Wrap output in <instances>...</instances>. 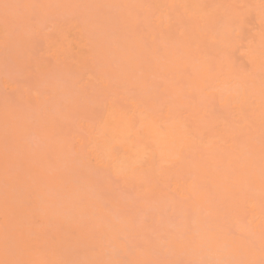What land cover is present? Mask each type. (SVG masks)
<instances>
[{
  "label": "bare ground",
  "instance_id": "obj_1",
  "mask_svg": "<svg viewBox=\"0 0 264 264\" xmlns=\"http://www.w3.org/2000/svg\"><path fill=\"white\" fill-rule=\"evenodd\" d=\"M69 1L72 10H76L75 0L72 1L74 3L71 0ZM85 1L87 2V0ZM154 1L155 7H165L170 16L175 17L181 25L178 35L182 41L186 42L183 49L180 48L184 52V56L181 58L169 56L167 51H162L159 54L161 59L156 58L159 50L155 49V46H152L151 49L147 48L143 39L135 32L134 23L130 24L131 29H129V32L131 44L137 48V63L129 59L127 65H125L127 67L117 68L118 70L115 68L111 70L110 61L107 59L109 58V52L114 51L115 53V48L108 47L107 44L104 46L106 41L103 40L101 46H99L78 24H71L74 25L73 27L69 26L71 29L67 27L66 30L62 29L61 32L59 31L61 29H59L57 31L59 35L56 34L55 38L52 37L49 40L48 49L51 56L54 54V61H61L63 64L62 60L65 61L66 59L68 67L70 63L73 68L77 66L74 70L93 68L91 63L95 61L105 62L108 65L107 67L110 68V70L107 69L110 75L105 70H99L102 73H99V77L105 78V80H101L104 87L101 86L100 90L102 91V88L106 90L105 93L101 92L102 95L110 93V89L106 88V83L114 84L116 80L122 88V98H119V100H122H118L115 104L109 103L111 105H109L107 111L104 112V110L103 115H101L102 112L100 113L102 118L96 125L99 130V137L95 134L97 141H95V138L93 146L88 148L90 163L94 167H99L103 172L112 171L110 174L113 176H110L109 173H106L109 174L106 175L104 172L105 176H102L101 180L99 179L103 187L107 190L112 189L111 185L115 182L113 180H116L113 179L114 176L115 178L117 176V181L119 180L118 183L120 184L124 181L127 182H124L126 186L122 184L120 186H125L128 189V185L133 187V183H136L137 186L134 184L135 190H137L135 195L138 196L140 202L137 204L138 208L151 210L154 214L159 211L156 214L157 217L168 204H170L169 207L172 205L171 209H174L173 211H180L176 213L183 211V209H180L181 207L186 208V212L181 213V215L186 216L188 214V219L185 218L180 221L183 224L186 220H192L193 222H186V225H182L181 228H185L186 231L174 227L175 230L177 229L176 231L179 230L175 235H170L171 231L170 233H163L167 227L164 223V225L161 223V226H157V229L163 227L162 230L160 228L158 231L155 229V232H162V235L166 234L164 236L168 235V239L166 237L162 238V235L159 236L160 238L157 236L156 240H159L154 241L155 246L151 245L148 248L149 250L146 247L147 244L146 246L144 244L143 246L148 252L147 255V252L141 254L143 251L137 254L136 248L142 249L141 247H136L137 245L128 247L123 242L120 237L122 234L118 233L122 232V227L118 225L117 228L116 223L112 222L113 220H109L110 223L101 222L102 226L100 222L95 223L98 236L108 237L106 239L109 241L108 243L100 236L96 238L97 240L88 238L85 236V233L89 232L88 229L73 225L66 227L63 232L50 240L45 238L38 241L31 240L28 236L29 229L22 228L23 223L20 220L24 209H19L17 211L19 217L11 218L9 227L22 238L23 255L19 259L27 264H127L130 261L133 264H149L152 261L149 258L154 257L155 252L165 249L164 247L166 249L162 251L163 253L158 252L163 255L157 254L159 258L156 256V259L161 262L166 259L168 263L163 262L167 264H191V262H194L192 256L201 258V261H203V258L209 257L211 264H264V0ZM88 2L94 5L96 0H88ZM35 3L36 0L25 2V12L22 15L25 19L21 17L20 22L22 21L25 24V20L29 21L31 17V19L35 18V16H32L33 13H37ZM39 4L38 9L44 11L43 13L53 14L43 7L48 5V2L41 0ZM44 15H42V19L45 18ZM73 28L74 30H72ZM21 43L24 46L27 41L22 39ZM174 56L177 55L174 54ZM57 57L60 59H56ZM88 57H93V59H91L92 62L88 63L90 66L85 67V63L87 64L89 61ZM144 60H148L149 63ZM94 64L98 65L99 63L95 62ZM149 65H153L152 68L158 69L159 76L156 80L160 83L157 85L152 84L153 88L150 87L151 83H149L147 77ZM120 75L121 79H117ZM112 78H115V80H112ZM108 79L111 81L109 82ZM33 81L36 82L37 80L34 79ZM39 82V87H42L44 79ZM231 83L237 85L235 94L227 93L223 98L217 93V97H214V94L210 91L217 85ZM159 86L160 88L157 89ZM149 91L155 93L154 98H152L153 101L149 99ZM137 92L139 94L136 95ZM32 95H35L33 97L30 94L36 104L43 103L38 93L37 96L36 94ZM124 95H131V99L133 97L131 100L127 96L133 101L131 104L128 103L130 104L128 106H125L128 101L125 102ZM156 97H159L156 101H159L158 103L154 101ZM219 97L221 98L219 105L222 111L213 114V107L215 106V104L213 106V103ZM26 100L33 101L29 97H26L24 101ZM155 103L157 108H154ZM161 103L163 104L161 105ZM119 104L129 107V109H132L131 112H127ZM144 104H146L145 106L149 105V108H145ZM27 105L29 104L24 102L22 106L20 105L22 108L18 110L14 107L16 109L14 110L7 103H0V177H6V166L13 164V160L21 155L19 158L23 163L22 172L10 175L13 187L21 189L26 187L30 181L41 180H46L49 185L56 188L70 184L73 179L69 173H65L64 169L48 176L42 166L29 161L30 156L27 154V146L23 143L21 132L22 129L31 127L25 125L24 120H20L29 116L26 110ZM76 105L73 103L69 106V109L67 108L68 110L66 109L63 112L57 119L59 123L56 122L46 127L50 133L52 132L56 137L58 136L57 140L59 142L58 145L54 147L51 145V148H49L45 155L46 163L48 157L60 154L69 141L66 137L73 132L72 129L69 133L66 130L69 127L68 125H72L73 122H69V124L68 120H62L61 122L59 119L65 117L70 120L74 116L77 117L76 113L78 115L82 114V116L86 114L82 111L88 108L87 105L84 108L81 106L82 109L78 107L82 111L78 110ZM161 107H164L163 111L159 109ZM183 107H185L186 112L188 111L189 117H194L192 125L196 130V134L191 132L192 125H185L183 120L178 117L177 113L179 111H175ZM205 107H208L210 116L207 115L208 111ZM76 110L78 112H75ZM88 110L90 109L88 108ZM156 110L158 111L156 112ZM160 111L163 112V116L161 115L162 112L159 114ZM175 112L177 116H175ZM158 116L163 120L160 124ZM23 121L24 126L21 127L19 124ZM67 123L68 125H65ZM213 123L218 124L212 125ZM137 125L142 130L140 136L135 131ZM59 126H63L62 129L68 134L62 132L63 130H59ZM70 128L71 126L69 130ZM32 130H35V128L33 127ZM98 130L95 131L98 132ZM204 135L210 138L219 137V140L214 143L213 141L209 142V144L213 143L210 147L212 149L207 150L204 157L202 153H198L196 157L189 158L192 143L196 138L199 141ZM70 136L71 134L68 137L70 138ZM5 148H11L12 151H17L19 148L21 153H6ZM61 153L65 158L64 152ZM82 166L90 168L85 162ZM192 171L196 175L191 173ZM141 173L144 174L141 175ZM189 173H191V177L195 176V178L188 179L191 177H185ZM106 176L113 178L107 179ZM85 177L90 181L91 173H86ZM159 182L162 183V186ZM134 187L130 189L134 190ZM167 187H171L174 193V195L168 193L172 195L171 197L166 195L165 189L166 191L170 189ZM72 188L74 189L75 186ZM130 189L128 191H131ZM0 190L7 195V190L1 186ZM144 195H149L150 200ZM175 196L185 205L182 204L181 206L180 201L177 202L178 200L174 199ZM146 198L147 201H145ZM172 198L174 201H172ZM163 199L165 207L158 204ZM155 200L157 201L155 202ZM34 201H36L35 197ZM9 203L11 202L8 200H0V211L2 213H5ZM156 203L157 205H155ZM161 203L163 205V202ZM223 204L222 210L226 211V214L232 213L233 217L230 220H238L239 217H244L245 208L257 215L258 222L254 225V229L249 232L250 234L241 233V236H239L218 228L219 206ZM158 205L163 208L158 207ZM177 205L178 207H176ZM201 211L206 214L203 216V214H200ZM189 214L195 215L194 218H191ZM107 223L108 225L105 227ZM171 228L173 230V227L170 226L169 229ZM160 230L161 232H159ZM169 236L172 238L170 239ZM180 236L181 238H179ZM245 236L247 237L245 238ZM100 238L101 241H99ZM164 239H167L169 243H165L166 240ZM148 242L153 243L152 240ZM160 242L162 247L159 245ZM81 243H86L88 248L81 247ZM103 243L104 245H102ZM103 246H106V248L104 249ZM170 246V251H167ZM155 247L156 250H154ZM126 249L129 250L127 254ZM130 250L136 252L131 255ZM114 251L125 255L116 256ZM116 254L118 255V253ZM128 254H130L131 259ZM183 254L186 257L189 256L188 259ZM123 257L130 260L126 261L124 259V261L122 259L121 261L120 258ZM1 259L2 257L0 258V264H3ZM4 260L7 264H15V260L12 258H4Z\"/></svg>",
  "mask_w": 264,
  "mask_h": 264
},
{
  "label": "rangeland",
  "instance_id": "obj_2",
  "mask_svg": "<svg viewBox=\"0 0 264 264\" xmlns=\"http://www.w3.org/2000/svg\"><path fill=\"white\" fill-rule=\"evenodd\" d=\"M26 1L27 0H0V103H7L9 107H12V109L16 107L18 110L22 108L21 106L22 104H24V102L29 104L26 106V110L29 113L28 118L20 119L26 122L25 125L31 127L22 129L23 131L21 132L23 143L25 146H27V154L30 156L29 161L31 163H35V165L42 166L48 176H52L53 174L64 169L65 173H69L73 180L70 184L61 186L60 188L49 185L46 180H41L30 181V183L26 187L17 189L13 187L10 175H15L16 173L22 172L23 163L19 158L21 155L13 160V164L9 165L8 167L6 166V177H0V186L3 189L7 190V195L0 190V200H8L11 203H9V206L5 210V213H2L0 211V258L2 257V263L7 264L4 258H12L15 260V264H27L26 262L19 259L23 255L21 247L22 238L19 234L16 233L15 230H12V228L9 227V224L11 223L10 219L19 217V215L17 214V211L19 209H24L23 215L20 216V220L23 223L22 228L29 229V238L36 241L41 240V238L50 240L53 237L57 236L59 233L63 232L64 229L70 225L88 229L89 232L85 233V236L91 238L92 240H95L100 236H98L96 232L95 223L100 222L102 226L101 222L105 221L110 223L109 220H113L112 222L116 223V227L118 225L122 227V232L118 233L122 234V236L120 237L123 242L128 247L135 245H137L136 247H141L143 250L140 248H136L137 254H140L141 251H143V253L141 254H144L147 252V250L143 245L145 244L146 246L147 244V249L151 245L155 246L154 241L157 242L159 240H156L157 236L159 237L162 235L161 230L163 227H159L161 229L159 232L161 233L155 232V229L158 231L159 228L157 229V226H161V223H164L167 227L166 230L164 229L165 232L163 233H170L171 231L170 235H175L179 230L176 231L177 229L175 230L174 227H177L180 230L184 229L186 231L185 228H181L182 225H186V222H193L192 220H186V222L184 221V224L181 223L183 219H188V214L186 216L181 215V213L184 214V212H186V208L181 207L180 209H183V211H181V213H176L180 211H173L174 209H171L172 205L169 207L170 204L166 205L165 207L163 199L161 201L163 202V205L161 202H159L158 204L164 206L165 209L157 217L156 214H158L159 211L155 212L154 214L151 210L138 208L137 204L139 202V198L135 195V192H137V190H135L134 187V184L135 186H137L136 183H133L135 191L132 190V185L131 187L130 185H128L129 189L132 188L130 189L131 191H128L129 189L125 188V183L127 182H121V184L125 186H120L121 184L118 183L119 180L117 181V176L116 178L115 176L114 178H109L106 176L107 179L113 178L116 180H113L115 182L112 185L110 184L112 186V189L107 190L103 187L102 183L100 182L101 177L105 176L106 173H112V171H104V174L102 169H100L99 167H94L92 163H90L91 159L89 156L90 153L88 152V148L93 146L94 142L97 141V136L95 137V134H99V130L97 129L96 125L102 118L100 117V113L102 112L101 115H103V111L105 110L104 112H106L109 105L117 103L119 98H122V88L119 82L117 83L115 78H112V80H115L114 84L106 83V88L110 89V93L107 95H102L101 92L105 93L106 90L105 88H102V91L100 90L101 86H103V81L101 82V80H105V78L99 77L100 74H102L99 70H105L106 72H108L107 69L109 67H107L108 65H106L105 62L102 63L100 61H95L96 63H99L97 65L94 64L95 62H92L91 59H93V57H88L89 61L87 62V64L85 63V67L90 66L88 63L92 62L91 67L93 68L89 67L84 70H80L79 68V70H74L77 68V66L76 68H73L72 64L70 63L68 67V61L66 59L65 61L62 60L63 64L61 63V61H54V54H52L51 56V52L48 49L49 40L52 37H56V34L58 33L57 31L59 29H61L59 30L61 32L62 29L66 30L67 27L68 29H71L70 27L74 26L71 24H78L84 28L85 32L90 35V37L93 38V41L97 42L99 46H101L103 40L104 42L106 41L104 43V46H106L107 44V46L109 45L108 47L115 48V53L114 51L110 50L112 53L109 52V58H107L110 61L109 65L110 67H112L111 70L114 68H123V66L127 67L125 65H127V61L129 59H132L137 63V48H135L134 45L131 44V36L129 32V29H131L130 24L132 25V23H134L135 32L137 33V35H140V38L143 39L147 48L151 49L152 46H155V49L159 50L156 58L161 59L159 57V54L162 51H167L169 56L181 58L184 56V52H182L180 48L183 49V47L186 45V42L182 41V39H180L178 35L181 27L179 22L175 19V17L170 16L169 11L165 7H155L154 0H96V3L94 5H91L88 0V4L85 0H75V6H77L76 10H72L73 8L70 6L71 3H69V0H45L46 2H48V5H44L43 7L53 13L50 15H48V13L46 12L43 13L44 11L42 12L40 9H38V5H40L39 3L41 2V0H36L35 9L37 10V13H33L32 15L35 16V18L31 19L32 17L30 16L31 18H29V21L25 20L26 22L25 24H23L22 21L20 22V18L22 17V15H24ZM72 1L74 0H71V2ZM67 3L69 4L68 7ZM39 11H41L42 13ZM40 13L42 15L45 14V18L43 17L42 19V15ZM22 18L25 19L24 16ZM68 29L67 31H69ZM72 30H74V28ZM70 33L72 34V31ZM58 35L59 34H57V36ZM22 39L27 41L26 45L24 44V46L21 43ZM174 54H176L177 56H174ZM56 59L60 58L57 57ZM144 61H147L149 63L148 60ZM65 63L68 69L66 65L64 66ZM152 66L149 65L147 68L148 70L146 69L148 71L147 77L149 83H151V88H153L152 84L157 85L160 83L156 80L159 76L158 69L152 68ZM82 68L84 67L82 66ZM113 71L115 72V70ZM119 78L121 79V75L117 79ZM34 79H36L37 81L34 82ZM43 79V86L39 87V81ZM159 79L162 80L161 78ZM110 81L111 80H109V82ZM99 82H101L102 84ZM159 88L160 86L157 89ZM236 88L237 85L231 83L228 85H217L210 89V91L214 94V97H217L218 93V95L224 98V95H226L227 93L235 94ZM132 89L135 90L134 88ZM37 93L41 96L40 98L42 99V104H36L32 99L35 96L32 94H36L37 96ZM30 94L33 97H31ZM137 94L139 93L137 92L136 95ZM127 96L128 95L123 96V98H126L125 102L126 100L128 101L126 103L124 102L125 104H127H124L125 106H128L133 102L131 101L133 97L131 99V95H129L128 97L131 99L130 100ZM154 96L155 93L150 92L149 99L152 100ZM22 97H24V100L26 99V97H29L33 101H24ZM157 99H159V97H156L154 101L156 102ZM219 101H221L220 97L215 101V103H213V106L215 104V106L213 107V114L220 113L222 111V108L219 105ZM73 103L77 104V109L78 107L81 108V106L82 108H84L85 105H87L90 110H88V108L83 109V111L78 109L82 112H86L87 115L84 114V116H82V114L78 115L76 113L77 117L74 116V118H70V120L69 118L65 117H61L59 119L61 120V122L62 120H68V123L73 122L72 125L70 123V125H68V123L65 124L69 127L71 126L70 130L69 127H65L67 132L69 133L72 130L73 132L70 133L71 136L69 138L68 136L70 134L65 133L66 131L62 129L63 126H59V130H63L62 132L68 134V136L66 135V138L69 141L66 143V146L63 150L60 149L62 150L61 152H64L65 158H63V154L60 152L59 155L48 157L46 163L45 155L49 151V148H51V145H53L54 147L55 145L59 144L57 140L58 136L56 137L52 132L50 133L46 129V127L52 125L53 123L55 124L56 122L59 123L57 119L63 114V112L66 111L67 108L69 109V106ZM121 103L123 102L121 101ZM156 103L154 104V108H157ZM162 104L163 103H161V105ZM119 105L123 106V104ZM145 105L146 104H144L145 108H149V105ZM125 106L123 107L126 109V111L131 112L132 109H129V107ZM163 108L161 107L159 109H162L163 111ZM179 108L175 111H179L177 114L180 120H183V123L185 125H192L194 117H189V114L187 113L188 111L186 112V109H184L185 107H183L182 109ZM205 108L206 111H208L207 115L210 116L208 107ZM78 110H76L75 112H78ZM157 111L158 110H156V112ZM162 111H160L159 114H161ZM161 115L163 116V112ZM175 116H177L176 112ZM158 119L160 121V124L163 120L159 116ZM24 121L19 124L21 127L24 126ZM207 123L208 121L206 118V124ZM214 124L217 125L218 123H213L212 125ZM33 127L35 128V130H32ZM190 129H192L191 132H195L196 134V130L193 125ZM95 130H98V132H96ZM135 131L137 132L138 136H140L142 133L139 125L136 126ZM217 140H219V137L210 138L207 135H204L199 141L196 138L192 143V150L190 151L188 157H196L198 153H202L204 157V154L207 153V150L212 149L210 147ZM210 141H213V143L209 144ZM13 144L18 147L16 143L13 142ZM5 151L6 153L12 152V154L21 153V150L19 148L17 149V151H12L11 148H5ZM84 162L90 168L83 167L82 164ZM86 173H91L90 181H88L89 179L85 177ZM144 173H141V175H143ZM191 173H193V171ZM191 173H189V175H186L185 177H191ZM113 174L117 175L115 173ZM111 175L112 174H110V176ZM118 177L120 176L118 175ZM192 178H195V176H192L188 179ZM103 179L105 184V177ZM184 179L186 180V178ZM73 186H75L74 189L72 188ZM160 186H162V183L160 184ZM136 188L138 189V187ZM167 188L170 189L168 190L169 192L165 189V192H167L166 195L170 197L172 196L171 194L174 195L171 187ZM122 189L128 190L123 191ZM168 193L171 194L169 195ZM144 196H147V198L150 197L149 195ZM34 197L36 201H34ZM147 198L145 201H147ZM174 199H177V202L180 201L181 206L182 204L185 205L180 199H178V197ZM174 199L172 198V201H174ZM148 200H150V198H148ZM169 200L167 201L171 203ZM156 201L157 200H155V202ZM155 205H157V203ZM161 206L158 205V207ZM176 207H178V205ZM223 207L224 204L222 206H219L217 226L219 229L227 231L230 234L241 236V233H249L254 229V225L258 222L257 215L254 212H250V210L247 208H245V213L243 215L244 217H239L238 220H230L233 217L232 213L226 214V211L224 212L222 210ZM200 214H203L204 216L206 213L201 211ZM194 216L191 215L190 217L194 218ZM179 217H182V219H180ZM200 217L204 219V217ZM108 223L105 225V227L108 225ZM170 226L173 227V230L172 228L169 229ZM192 226L194 227V224ZM112 230L114 229L112 228ZM164 235H162V238L166 237L168 239V235ZM100 237H102V235ZM120 237L117 238L119 239ZM246 237L247 236H245V238ZM103 238L104 241L108 239V237H102V239ZM171 238L172 237H170V239ZM179 238H181V236ZM167 239H164L166 240L165 243H169ZM150 240H152L153 243H149L148 241ZM99 241H101V238ZM106 242L108 243L109 241L106 240ZM161 242L159 244L160 247H162ZM104 243L102 245H104ZM163 245L166 246V244ZM80 246L88 248L86 243H81ZM106 246H103V248L105 249ZM156 247L154 248V250H156ZM164 248L166 249V247ZM165 249L157 251L162 252ZM169 249H171V246L167 249V251ZM118 250L120 251V249ZM123 251L124 249L122 250V252ZM128 251L129 250H127L126 254L128 253ZM120 252L114 251V254L116 256H122L124 253ZM134 252L136 251L131 252L130 250L131 255H133ZM158 252H155V254H153V256L155 255L154 257L151 256L149 258L150 260H152L149 264L168 263V260L166 259H164L163 261L167 263H164L163 261L161 262L156 259L157 254H161ZM116 253H118V255ZM130 254H128L129 258L131 257L129 256ZM169 255L170 257H172L171 254ZM184 256L186 257V255ZM165 257L169 259V257ZM192 257V259H194V262H191V264H211V260L209 257L205 259L203 258V261H201V258H197V256ZM157 258H159V256H157ZM122 259L124 260L125 258H120L121 261ZM125 260L129 261L128 259ZM183 261L184 260L182 259V262ZM127 264H133V262L130 261L127 262Z\"/></svg>",
  "mask_w": 264,
  "mask_h": 264
}]
</instances>
